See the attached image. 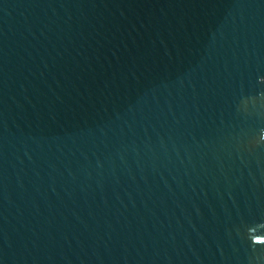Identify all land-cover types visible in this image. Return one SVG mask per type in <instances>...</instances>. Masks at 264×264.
Here are the masks:
<instances>
[{
	"label": "water",
	"instance_id": "1",
	"mask_svg": "<svg viewBox=\"0 0 264 264\" xmlns=\"http://www.w3.org/2000/svg\"><path fill=\"white\" fill-rule=\"evenodd\" d=\"M0 264H264V0H0Z\"/></svg>",
	"mask_w": 264,
	"mask_h": 264
}]
</instances>
